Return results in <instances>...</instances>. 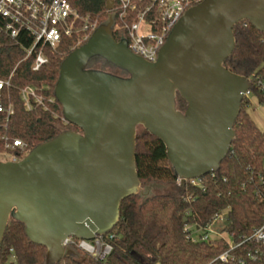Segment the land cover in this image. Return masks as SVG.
I'll use <instances>...</instances> for the list:
<instances>
[{
  "label": "water",
  "instance_id": "obj_1",
  "mask_svg": "<svg viewBox=\"0 0 264 264\" xmlns=\"http://www.w3.org/2000/svg\"><path fill=\"white\" fill-rule=\"evenodd\" d=\"M114 14L60 65L54 94L63 117L80 131L64 130L19 161L0 160V245L13 218L31 242L47 248L46 264L79 255L63 245L67 236L91 240L112 231L122 201L143 192L138 127L164 142L185 183L219 169L252 87L225 61L235 49L236 24L249 21L264 31V0H203L190 7L154 62L133 53L126 38H115ZM97 59L124 74L94 68Z\"/></svg>",
  "mask_w": 264,
  "mask_h": 264
},
{
  "label": "trees",
  "instance_id": "obj_2",
  "mask_svg": "<svg viewBox=\"0 0 264 264\" xmlns=\"http://www.w3.org/2000/svg\"><path fill=\"white\" fill-rule=\"evenodd\" d=\"M70 2L80 13L98 18L100 24L108 20L107 0ZM114 35L117 40L124 37L118 32ZM234 36L235 49L225 66L250 77L264 66V31L241 21L234 26ZM75 43V36L66 37L57 48H47L48 63L33 71V58H25L24 49L30 40L21 35L12 39L0 29V78L12 75L11 86L0 90V100L15 106L8 126L10 134L22 138L31 149L64 130L80 131L75 124L63 121L62 105L54 94L61 62ZM92 66L124 74L103 59L95 60ZM25 85L44 87V95L55 97V102L49 109H27L19 91ZM254 94L264 103L256 90ZM177 105L182 110L186 107L179 95ZM249 105L244 98L229 153L217 171L201 177L199 185L190 181L178 184L164 142L145 128L138 131L136 168L143 192L122 201L120 219L110 231L114 234L109 240L111 253L99 259L74 247L78 256L64 257L55 264H264V243L247 240L254 228L264 223V130L252 119ZM156 188L169 190L153 191ZM221 211L227 212L226 219L217 222L215 228L233 239L234 248L221 238L198 241L187 237L186 224L206 225ZM226 251L233 256L227 262L219 259ZM46 252L45 246L29 240L24 224L10 218L0 245V264H46Z\"/></svg>",
  "mask_w": 264,
  "mask_h": 264
},
{
  "label": "built area",
  "instance_id": "obj_3",
  "mask_svg": "<svg viewBox=\"0 0 264 264\" xmlns=\"http://www.w3.org/2000/svg\"><path fill=\"white\" fill-rule=\"evenodd\" d=\"M202 0H112L113 7L109 13L115 12L116 21L113 31L124 35L130 50L154 62L158 58L160 48L165 44L174 25L184 13ZM100 21L90 14H82L72 5L70 0H0V29L12 39L21 35L30 44L25 46V58L32 57V70L38 71L48 63L47 48H57L66 37H76L72 50L84 44L98 28ZM11 77L0 78V90L11 86ZM252 87L245 97L252 103L256 96L254 91L264 98V66L254 71L248 77ZM44 87L25 85L20 88V96L27 109L42 107L49 109L55 97L44 95ZM255 89V90H254ZM257 97V96H256ZM15 112L12 102L5 104L0 100V155L7 160L19 161L25 157L31 147L18 136H13L8 130L9 121ZM64 122H68L62 117ZM190 183L199 185L201 177L187 179ZM185 181V182H186ZM177 183H182L178 178ZM227 212L216 213L206 225L197 222L186 224L187 237L198 241H214L225 239L234 248L235 243L227 234L215 228V224L226 219ZM114 234L109 232L88 240L74 235L67 236L63 245L78 247L99 259L106 258L112 251L109 241ZM247 240L264 243V223L254 228ZM256 257L255 254H252ZM219 259L227 262L233 259L229 251L222 253Z\"/></svg>",
  "mask_w": 264,
  "mask_h": 264
},
{
  "label": "rangeland",
  "instance_id": "obj_4",
  "mask_svg": "<svg viewBox=\"0 0 264 264\" xmlns=\"http://www.w3.org/2000/svg\"><path fill=\"white\" fill-rule=\"evenodd\" d=\"M110 71V69H106ZM112 72V71H111ZM117 74V73H116ZM248 112L250 113L252 119L255 121L257 126L261 129L264 130V103H261L258 100V97L254 96L252 98V103L248 107ZM143 127H138V131H141ZM0 159L2 160H7V157L5 155H0ZM168 188H156L153 191L155 192H160V191H168Z\"/></svg>",
  "mask_w": 264,
  "mask_h": 264
},
{
  "label": "flooded vegetation",
  "instance_id": "obj_5",
  "mask_svg": "<svg viewBox=\"0 0 264 264\" xmlns=\"http://www.w3.org/2000/svg\"><path fill=\"white\" fill-rule=\"evenodd\" d=\"M193 6H194V5H193ZM166 42H167V41H166ZM166 42H165V43H166Z\"/></svg>",
  "mask_w": 264,
  "mask_h": 264
}]
</instances>
